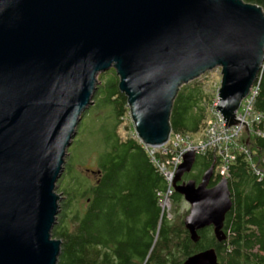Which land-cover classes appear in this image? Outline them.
Listing matches in <instances>:
<instances>
[{
	"label": "water",
	"instance_id": "obj_1",
	"mask_svg": "<svg viewBox=\"0 0 264 264\" xmlns=\"http://www.w3.org/2000/svg\"><path fill=\"white\" fill-rule=\"evenodd\" d=\"M220 68L216 110L229 126L264 68V10L244 0H0V264H57L56 182L99 74L114 70L139 142L166 144L182 85ZM245 132L249 134L245 123ZM193 243L212 227L223 241L231 208L226 180L182 181ZM183 264H217L214 249Z\"/></svg>",
	"mask_w": 264,
	"mask_h": 264
},
{
	"label": "trees",
	"instance_id": "obj_2",
	"mask_svg": "<svg viewBox=\"0 0 264 264\" xmlns=\"http://www.w3.org/2000/svg\"><path fill=\"white\" fill-rule=\"evenodd\" d=\"M244 1L264 10V0ZM99 80L92 108L107 109L104 121L113 124L104 137L99 180L91 184L72 174L69 158L56 182L65 196L51 231L52 238L61 241L57 264H183L188 257L208 249H214L217 264H264V68L254 83L257 95L253 102V110L262 118L238 141L247 153L236 152L230 164L226 181L231 208L224 219L225 239L220 242L212 227H207L197 232L199 241L193 243L183 224L188 211L175 219L162 212L159 193L168 185L148 149L133 139L121 141L116 133L128 111L118 77L111 69L99 75ZM203 88L199 79L180 87L169 119L171 134L190 136L204 130L214 97L211 99ZM155 157L166 159L157 151ZM218 164L211 151L197 155L182 181L198 184L213 166L208 186L213 187L221 180ZM65 176L68 181L64 184ZM171 199L178 204L183 198L173 192ZM81 200L86 202L83 210L79 208Z\"/></svg>",
	"mask_w": 264,
	"mask_h": 264
},
{
	"label": "built area",
	"instance_id": "obj_3",
	"mask_svg": "<svg viewBox=\"0 0 264 264\" xmlns=\"http://www.w3.org/2000/svg\"><path fill=\"white\" fill-rule=\"evenodd\" d=\"M257 95V87L252 86L248 95L240 102L237 109L238 121L240 125L229 126L223 116L216 110L218 97L213 99L209 107V114L206 119V126L202 131L199 143L192 139V136H183L179 134H170L168 141L161 147L149 148L148 153L152 162L155 164L159 172L163 175L167 182V190L159 193V206L162 212L168 217V212L171 208V195L174 192L173 182L176 172L183 162L184 156L193 152L195 156L205 154L208 151L218 158L219 164L217 166L218 175L221 180H227L229 177V167L231 162L235 159L236 152L247 151L239 146L238 141L241 138V133L245 132V125L249 131L253 130L254 123H258L262 116L253 110V102ZM197 135V134H196ZM172 137V138H171ZM170 138L172 139L170 141ZM160 148V150H158ZM156 151L161 153L165 160L155 157Z\"/></svg>",
	"mask_w": 264,
	"mask_h": 264
},
{
	"label": "rangeland",
	"instance_id": "obj_4",
	"mask_svg": "<svg viewBox=\"0 0 264 264\" xmlns=\"http://www.w3.org/2000/svg\"><path fill=\"white\" fill-rule=\"evenodd\" d=\"M99 75L97 77V80L99 81L98 85L100 84ZM198 79L202 82L204 87L203 89L207 94H209V97L211 99H213V97L216 98L217 91L220 86V79H221L220 68H214L213 70L208 71L205 74L201 75ZM94 102H96V99L93 100V105L87 110L86 115L83 116L80 121V124L77 128V134L74 137L71 146L68 148L66 152L65 163H64V169H65L66 167L65 164L70 158L69 165L72 168V174H74L75 176H79L86 181H89L91 184L95 183L96 180L95 173L99 169L98 161L102 152L105 151L106 146L104 142V137L106 131L111 130L113 124L112 122L110 123L108 120L104 121L106 120V118H108L107 109L92 108L94 106ZM105 125L108 126L106 127ZM116 133L118 134V137L121 141L127 139H133L139 142L129 116V111H127L126 115L121 120V124L119 125V128L116 130ZM202 133L203 132H200L197 135H191L192 139L196 141V143H199L200 141L199 139L202 136ZM242 134L243 133H241V136ZM171 138L170 141L172 140ZM156 150L157 149H155V151ZM158 150H160V148ZM67 181H68V176H65L63 183L65 184V182ZM63 183L61 182L62 186ZM55 192L61 197L59 201V205H60L63 197L65 196L58 189V185H56L55 187ZM171 203L173 206L171 205L170 211L168 212L169 219H171V217L172 218L174 217L175 219L177 214H182L185 211H188L190 208L189 205L184 201V199H182V201L178 203L179 205L176 204L173 199H171ZM177 205H178L177 209L174 210L173 207ZM85 207H86L85 200L79 201V208L83 210Z\"/></svg>",
	"mask_w": 264,
	"mask_h": 264
},
{
	"label": "flooded vegetation",
	"instance_id": "obj_5",
	"mask_svg": "<svg viewBox=\"0 0 264 264\" xmlns=\"http://www.w3.org/2000/svg\"><path fill=\"white\" fill-rule=\"evenodd\" d=\"M96 180H95V182H97L98 180H99V177H100V171H99V169L96 171Z\"/></svg>",
	"mask_w": 264,
	"mask_h": 264
}]
</instances>
